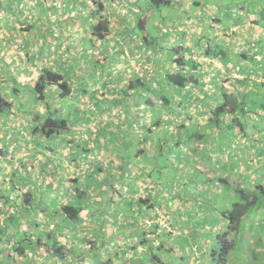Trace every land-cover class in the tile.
<instances>
[{"label":"crops","instance_id":"crops-1","mask_svg":"<svg viewBox=\"0 0 264 264\" xmlns=\"http://www.w3.org/2000/svg\"><path fill=\"white\" fill-rule=\"evenodd\" d=\"M11 1L13 2L14 0ZM42 1L43 7L41 5L40 7L41 10H44L43 18L50 22L52 15L55 13L57 14L58 22L61 23L59 24L55 32H52V35H50V27H46V30H48L47 33H50L46 34L45 38L43 39V42L41 43L40 49L42 55L44 56L46 54L49 55L50 53H62L63 56L69 57L67 62H65V59H63L64 62L60 61L58 65H56V67L48 68L65 74L66 79L69 81L72 88H74L73 86H77L78 88H84L86 81L91 82L87 86V89L88 87H94L96 85H99V87H101L100 84H105L110 80V82H112V84L114 85L113 88L116 89L118 88L116 86V83L120 82L121 77L117 74L114 77V74L115 72L121 70L120 66H122L123 63L127 61L126 59H129V61L125 64H133L136 62L140 64L139 68L141 69V66L143 65L146 67L145 63H148L149 59L152 58L153 63L156 62V64L158 65L157 67H160L161 64H158L159 61H156L157 57L155 55L157 51L160 53L163 50L162 46H165V44L166 46L185 45L189 49L184 51V55L187 58H191L197 61V69H190V73L196 75L198 81L189 83L188 85L190 86H186V88L184 89L186 90V93L183 95V97L178 98L179 96H176V99L174 100V102L176 103L174 105L176 113L179 112L176 110V107H178L177 103H182V106L178 108H182L184 103H186L187 105V110L184 112L186 116L183 120L186 123L187 127H185V131L184 129L178 131V124L175 123L176 130L173 131V133H170L171 146L169 151L170 155H168L170 156V158L169 161L163 163L164 166H161L162 161L160 159H154L153 161L150 159V155L155 156L158 152L159 144L157 143V140L161 132L158 133L157 131H138L139 141L137 143L139 147L137 149V152H135L138 153L136 162L128 161L123 154V159H121L120 152L122 150L124 151L125 149H127L126 143L128 142L126 141L125 135L129 132V122L127 123L125 131H122V147L118 148L115 147L114 143H112L113 145L110 144L109 146H107V142L109 141L106 142V140L103 138H101L100 140L98 131H92V128L90 127H88L89 129H85L86 131H80L78 126L72 127L74 123L70 122L68 118L67 119L69 120L70 129L68 131L65 130L64 132L54 134L51 137H43L38 134H35L33 132V129L31 128L32 126L30 125V123L26 122L23 119L24 122L21 123L18 129L23 126L25 128L21 131H10L11 133H13V136L10 138L11 141H5L6 138H4L2 134H6L8 131H1L2 128H5L1 120L11 118V114L7 116L3 115L4 117L0 116V141L3 140L0 145V155H2L3 158L0 161V200L3 202V204L1 202L2 207L0 206V213L4 217L0 220V247H3L4 249H9L11 245L8 241V238H11V241H14L16 237L15 233H17V231L27 233L30 232V229L33 228L32 226L34 224L30 219L32 216H38V222L36 223L37 227H40L41 224L46 221L45 217H47L51 218L52 221L55 220L56 222V229L53 230V232H63L62 235H64V230L69 229L68 227H64V223L66 220H64L63 213L59 210V205L52 206L54 205L52 204L48 208V205L46 202H44L42 196L41 199L43 200V208H40L42 211L38 210V212L36 213H33V211H29L28 209L21 208H19L20 212L19 210L17 211L13 208L14 213H12L11 211L13 210L10 209L12 206H9L8 204L4 205L5 197L2 198V196L8 195L10 200L13 201L18 199L21 191H24L22 193H25V191L27 192L29 189H33V187L31 186H33L34 183L37 184L36 176L40 178L41 184L47 183V185L43 187L44 189L42 188V190H39V193L41 191L42 193H44V197L50 196V198H55L56 200V197H58L59 195V188L53 186V190H50L51 185L53 184L52 182H54V178L58 177L57 182L59 183L65 181L66 178H71L72 180L74 178H77L78 184H81L83 181L85 183V189H87L88 203H90L89 201H105L104 199H107L111 195L110 192L114 188V182H124L123 187L126 186L127 188L133 189L134 193L137 192L138 194H140L139 196L145 198L147 196H151L149 202L153 203L154 206L150 209V213L146 215L149 216L153 213L152 215H154V217H157L160 214L158 207L165 206L164 203H158L160 201L159 196L162 194L160 192V188H163L161 187L163 183L165 185V188H168L170 190V193H172L171 197H173L174 199L176 198L174 196L175 194L180 195L181 193L184 194L187 199V190H189V197L191 200H194V194L192 193V191H198L208 194L209 198L213 194H216L215 192H217L218 194L224 193L223 190L225 183L220 182V178L225 177L226 174L220 171V167L222 164L225 163L230 166L229 181H231L230 177H233L234 180H236V184L238 186L240 185V187L231 185V187L229 188L230 191H233V189L235 188L244 189V187H241L244 183L250 184V186H255L259 183H264V177L261 180L257 181H254L250 178L251 176L257 177V175L261 177L260 169L264 166V108L257 107L256 110H254L255 112L249 115V119L247 118L248 120L246 121V129L244 131L235 130L232 133L230 132L229 134V132L227 133V131H221L217 126H209L210 119L212 117V110L224 101L222 87L230 88L236 92L241 91L244 94L256 92L257 95L264 96V86H257L260 83H264V26L255 23L263 31V33H258V35H260V38L257 40V42L249 40V36L251 34L254 37V34L249 33V30L256 31L255 27L253 28V26L247 30L243 41L237 39L240 42H237L235 44H231L230 41L226 43V39L221 42H214L215 40L213 39V43L225 44L229 46L234 51V53H246L250 56H254L255 58H260V60L262 59L261 63L259 64V67L257 66L256 59L254 63L251 64L249 60H240L238 66L228 70L222 64L220 58H215L206 53L204 47L208 43L206 45L203 44L205 40L204 37L193 35L190 39V37H187L186 31L181 30L179 27L176 26L174 28L170 27L169 34L161 33L157 25L163 24L164 28H166V26L168 27L169 25L174 26L176 21L173 24H171V22L174 19L181 17V14L176 15V17H173V19V15L170 14L169 16H164V18H168L167 20L159 21V18H155L153 16V11L149 6L150 0H144L142 3L141 0H88V2L86 0H60L61 2H68L69 4L68 6H66V8L70 9V14L68 15V13H66L67 15H64L65 19L63 18L62 13H59L61 5L58 6V4H49L50 0ZM58 1L59 0H55V3H57ZM182 3L183 5H181ZM204 4L205 1L201 3L200 0H173L171 3L172 6L177 8V11L178 8L183 9L184 7L187 13L188 10L194 12L195 7L200 8L201 10L202 5ZM82 10H84L85 12L82 13ZM195 16L197 19L204 20L203 17H199V13L195 14ZM4 19L5 20L2 21L0 20L1 26H5L7 18ZM144 19H147L145 23L152 22L153 27L156 28L155 34L158 38V43L156 46H148L145 42H143V40L136 33V31L133 30L137 26L139 21H142ZM219 19L220 18H218V20ZM101 20H107L109 22V31L107 33L108 35L104 39H98L97 36L93 34L92 30L93 24H96ZM237 20L236 18L231 19V16L228 15V18L224 19L221 23H230L233 26V32H235L238 31L239 24L236 25L238 23L236 22ZM73 21L75 23L77 22V24L72 28L67 27V23L72 25L74 24ZM48 22L42 21L43 24ZM79 28L84 29L83 31L79 32L80 34L82 33L80 39L82 40L83 47L78 48V50L81 51L77 55L76 59H73V61L79 62L82 66L73 69L71 72V70H69V67L65 68L64 64H67L71 60L70 47L72 45L73 39H71L68 44H64L63 47L61 42L62 38L60 34L64 32L65 35H71V29L78 30ZM0 36H2L1 33ZM203 36H206L208 38L207 41L211 42L212 39L208 37L206 33H203ZM230 37L234 38L236 36L233 33V36L231 35ZM188 39L192 41H189ZM51 42H53L54 44L52 46H49ZM243 42H246L245 44L247 45V48L241 46ZM87 44L90 45L89 48H85V45ZM91 48L93 49V51L94 49L98 48L99 51L101 50V53H108L112 55L111 57H113V59L111 62H113L114 64L118 63L117 66H119V69L113 70L114 72L111 75H107L106 77H104L105 80L102 77H99L98 74H103V70L100 69V71L102 72L99 73L97 69L98 66H93V64H98L99 59L90 58L88 49ZM243 48L244 51H242ZM118 56H121L122 59L117 60ZM134 58L136 60H134ZM88 62L91 63V66L93 67L92 71L88 70ZM25 63H28V61H26ZM45 67L47 66H44L43 63V66L40 70ZM25 68H27L28 73V69H30V71L34 73V79L26 78L22 81V83L27 84L29 88H32L41 72H39L38 69L31 68L29 66H25ZM186 68L188 69V66H186ZM259 68L260 70L258 71ZM82 69L88 70L89 77L86 78L83 75L81 71ZM152 70L153 72L155 71L154 67ZM201 72H203V74H201ZM254 73L256 75H254ZM118 74L120 73L118 72ZM224 76L230 77V79L226 80ZM238 79L241 80L244 84L239 83ZM14 80L15 79L12 78V83H10L11 87L17 88L18 86H23L18 80L17 82H14ZM122 80L129 81L130 79H128V77H124L122 78ZM121 86H123V88L126 87L125 84ZM54 88V86H49L46 89V98L52 101L51 103L53 104V107L57 109L59 115H63L62 113L64 111L62 112L60 110L62 106L59 107L58 105L57 107H55V101H57L59 104H65L64 101L68 100V96L61 98L59 92H56L57 90ZM11 91L12 90L6 87L3 88L4 94L6 96H9L11 101H18L17 99H15V96L11 94ZM75 93L76 91L73 89L72 94L74 95ZM122 98L120 96V99ZM91 99L92 97L89 99V101ZM115 99V97H111L110 99L106 98L104 100L108 102L114 101ZM125 103L127 104V101H125L124 104ZM94 104H98V102L95 101ZM134 107H125V111L127 112V114L124 113L126 114L125 121L130 120V118L128 117L130 115L131 117H134L135 115L137 117L140 116V114L138 112L136 113L135 110L137 109L141 111L143 109L140 108L139 105H136L135 108ZM13 110L15 111L14 108ZM17 114L18 113H16V116ZM199 116H205L206 119L203 123L197 121V118ZM15 119L18 118L16 117ZM184 122L181 125H183ZM171 123L173 122L171 121ZM198 124H200V126ZM204 124H206L205 128H207V131L201 129ZM195 126H197L198 128ZM192 127L193 130H198L197 132H199L203 137H189V131L187 130L191 129ZM178 132L184 135L186 143H181L180 145H178ZM190 132L195 133L193 131ZM231 134L233 135L229 136V139L227 141H231L233 143L230 147L227 145V142H222L221 139ZM221 147L223 149H220ZM225 147L229 149V153L221 152V150H226ZM259 147H261V149ZM112 151H117L114 153L119 152V160H121V162L117 163L114 158L109 160V162H111L112 164L110 165L109 169L105 167V173H107V176L102 178L99 175V173H101V170H99V164L101 163L97 161V158H99V154L97 153H108ZM230 151L232 154H230ZM8 155H12L13 158H9ZM78 157L80 159H78ZM90 157L91 159L95 158V160L87 161L86 158ZM68 159L73 164H79L80 160H83V163L87 165L85 167H81L79 171L75 169H72V171H70L68 167L70 162H67ZM259 161H263V165L259 164ZM234 162L237 163L234 164ZM255 166L256 169L253 170L252 167L254 168ZM157 168L163 170V174L161 173L162 178L158 179V181L155 180L159 176V174H157ZM132 169L134 171H132ZM212 169H215V172ZM190 171H192V174L189 176L188 173ZM73 173L74 175L72 176ZM166 174H173V181L168 178V181L165 182L167 176ZM238 177L239 179L237 180ZM50 181L52 182L50 183ZM97 185L99 186L98 188ZM19 187L21 188V190L18 189ZM92 188L94 191L91 192ZM5 189L9 190H7V192H4ZM129 190L127 192H129ZM124 197V199H120L123 204L121 209L123 212L125 211V205L129 203L128 201L135 199L133 198L134 194L132 195V197L126 195ZM90 205L92 207V203ZM52 208L54 210H52ZM141 208L140 206L136 208L134 207V209H138L139 211H142ZM87 211H89V209H87ZM101 211H103V209H95L92 211L91 208L89 214L90 217H92V222L97 223L99 225V227L96 228L98 232H104L108 229V227H106V225H108V215H105V218L103 220L97 218V216H101L102 214H104ZM10 214L16 215L17 223L15 221L8 220ZM126 214L128 215V213ZM82 216L84 217L83 213ZM154 221L157 224V218ZM148 222L150 221L148 220ZM224 225L227 226V223L224 222ZM224 225L222 223V226ZM61 227L64 229H61ZM221 227L217 229V231H222L220 230ZM2 228H4V230ZM26 228H28L29 231L23 230ZM3 231L10 233L9 237H3ZM39 232L44 234V231ZM4 242L7 243L6 246ZM57 244L58 243L56 242H52V244H50L49 242H47V240L43 242V240L38 237V240L31 244V247L26 248L25 254L22 255V258L28 261L33 258V256L37 257L38 259L42 257L43 259L44 257L40 255V253H38L37 251V246H46L47 248H53ZM116 245L117 243L114 246ZM59 246H61L60 248L63 247L62 244ZM142 246L145 245L140 244L138 247L141 248ZM210 246L211 245H205V248L202 250H199L200 246H194L193 252L191 254L192 260L188 263L195 262L196 264H200L201 262H203L209 264L210 259L209 257L204 256V252H208L207 250ZM142 250L144 249L142 248ZM14 253L15 252L9 251V258L14 257L12 255ZM63 253H65V251H63ZM54 254V252L50 253L49 255L47 254V258L54 256ZM183 254L184 252L182 251V254L180 256H182Z\"/></svg>","mask_w":264,"mask_h":264},{"label":"rangeland","instance_id":"rangeland-1","mask_svg":"<svg viewBox=\"0 0 264 264\" xmlns=\"http://www.w3.org/2000/svg\"><path fill=\"white\" fill-rule=\"evenodd\" d=\"M88 2V0H86ZM144 0H141V3ZM205 1V4L202 5V9L196 8L194 9V12L191 10H188V13L185 11L184 7L183 9L170 6V7H164L165 8V15L169 16L172 14L173 17H176V15L181 14V17H178L177 19H174L171 24H173L175 21V25L164 28V25H157L159 31L163 34H169L170 33V27L174 28L179 27L181 30H184L187 32V37H191L194 35L202 36L205 38L203 44L211 43L213 45H216L214 42H221L226 39V43L230 41L231 44H235L238 41L237 39L243 41L245 38V35L247 33V30L250 29L252 26L255 27L256 31L249 30V33H253V35L249 34L250 41L257 42V40L260 38V35H258L259 32L263 31L260 29L258 25L255 24L254 21L258 20L260 21L257 24H260L261 26H264V21L260 17V11H264V0H200L201 3ZM47 3V2H46ZM4 4V5H2ZM49 4H58L61 8L59 9V13H62L63 18L65 19L64 15L70 14V9L66 8L68 6V2H61L60 0L55 3V0H50ZM89 4V3H88ZM0 20H5L6 23L4 25H0V33L2 36H0V73L3 72L4 76L2 80L1 90L3 91V88H8L13 91L14 87L10 86V83H12V78H16L21 85L18 86L16 89H18V98L22 101V109L12 110L11 118L1 120L2 124L5 126V128H2L1 131H8L6 134H2L4 138H6L5 141L10 140L13 136V133L10 131H21L25 127H20L21 123L24 122V120L28 123H30L31 118L28 117L27 111L28 110H41L43 109L42 103H34V100L31 101V99L34 98V95L29 94L28 89H30L27 84L22 83V81L26 78H33L34 79V73L29 70V73L27 71V68L25 66H29L31 68L38 69L39 72H41V67L47 66V67H56L60 61L64 62L63 59H65V62L69 59L68 56H63L62 53L55 54L50 53L49 55H42L41 52V43L43 42V39L45 38L46 34L52 35V32H55L57 27L59 26L57 14H53L50 22H48L46 19H44V10H41L40 5L43 7V1L42 0H14L13 2L11 0H0ZM183 5V3L181 4ZM214 5V6H209ZM216 5V6H215ZM80 6V5H79ZM257 10V11H255ZM259 11V12H258ZM85 11L82 10V13ZM178 12V13H177ZM177 13V14H176ZM199 13V17H203L204 20L197 19L195 14ZM228 13V14H227ZM264 14V13H263ZM201 15V16H200ZM228 15L231 16V19L236 18L241 19L237 20L238 22L236 25H238V31L233 32V26L230 23H221L224 19L228 18ZM158 20L163 21L167 20L168 18L160 17L158 14ZM188 16V17H187ZM218 18H220L218 20ZM42 21L48 22V23H42ZM74 22V21H73ZM12 24V25H11ZM77 24V22L72 25L67 23V27H74ZM50 27L51 31L49 33L48 30H46V27ZM229 26V27H226ZM153 26H150L152 28ZM153 29V28H152ZM246 29V30H245ZM72 30V36L71 35H65L64 32L60 34L62 40V46L64 47V44H68L71 39L72 45L70 47L71 51V60L64 64L65 68L69 67V70L76 69L81 67L82 65L79 62L73 61V59H76L77 55L81 50H78V48H82V40L80 39L81 34L80 31H83V28H79L78 30ZM159 32V33H160ZM203 33H206L208 37H210L212 40L207 41L208 38L206 36H203ZM233 33L236 37H230L233 36ZM69 34V33H68ZM71 36V37H70ZM67 37V38H66ZM22 38V39H21ZM188 39L189 41H192ZM191 43V42H189ZM246 42H243L241 44L242 47L247 48ZM54 43L51 42L49 46H52ZM218 44V43H217ZM166 46V44H165ZM90 45H85V48H89ZM244 48L242 51H244ZM250 49V47H249ZM248 50V49H247ZM52 51V50H51ZM88 53L90 54V58L92 59H99L98 64H93V66H98V72L101 73L103 70V74H98L99 77H106L107 75H111L114 71L118 70L119 66H117L118 63L111 62L113 57L112 55L108 53H101V50L99 51L97 49H88ZM60 55V56H59ZM249 55V54H246ZM157 59H160L162 63L160 62L161 66L157 67L158 65L153 63V59L150 58L148 63L145 66H141V69L139 68V63H133V64H125L129 61V59H126L127 61L123 63L122 66H120L119 71L115 72L114 77L119 75L120 82L116 83V86L118 88H113L112 82L110 80L106 82L105 84L96 85L94 87H88L87 86L91 83L90 81L85 82V87L78 88L77 86H73L72 90L74 89L76 93L71 96H68V100L64 101L65 104H59L57 101H55V107L59 105L61 107V111L63 112V115H66V117L70 120V122H73V126H78L80 131H86L85 129H89L88 127L92 128V131L97 132L99 135V139L101 138L105 139L107 142V146L110 144L113 145L114 143L115 147L121 148V142H122V131H125L127 123H130L129 132L126 134V141L127 149L124 151L122 150L121 153V159L122 154L126 157L127 160L130 162H136L137 158L133 157L134 152H137V149L139 147L138 141V131H149L147 127H150L151 131H157L160 133L159 138L157 140V143L159 144L162 142V146H160L161 149L165 150L168 146L164 145L166 141L170 142V133H173L176 129L177 123V129L180 131V129H184L187 127L186 123L183 121L185 118L184 112L187 110V105L184 103L185 108H178L181 107L182 103H177L178 107H176L177 111L171 113L170 108H165L159 113H155V111L149 110L150 106H147L146 104L139 102L138 104L131 103L129 107L133 108L136 105H139L140 108L143 110H135V112L139 113L140 116L137 117L136 115L133 117L128 116L130 120L125 121L127 112L125 111V107L127 106L126 103L124 104V100H119L120 96H122L125 101H127V98L132 99L131 96L125 95L123 86L129 83L130 80L135 79H142L147 82V85L152 88H157V90H161L162 93L168 94L171 96V92H173V89L166 84V81L160 76V73L163 68H166L167 70H174V62L173 60H169L168 56L167 60L164 58V53L161 51L160 53L157 51L156 55ZM117 60L122 59L121 56L117 57ZM257 61V66L259 67L261 60L260 58H255ZM264 59V58H263ZM32 60V61H31ZM134 60H136L134 58ZM28 61V63H25ZM89 63V62H88ZM173 66H170L172 65ZM254 65V64H253ZM264 65V62H263ZM153 67L155 71L153 72ZM145 68V70H144ZM162 68V69H161ZM43 69V68H42ZM93 67L91 66V63L88 64V70L92 71ZM147 69V70H146ZM150 69V71H149ZM32 70V69H31ZM88 70H81L83 75L87 78ZM260 68L258 69V71ZM33 71V70H32ZM118 72L120 74H118ZM253 73V72H252ZM260 73V72H259ZM203 74V72H201ZM200 74V75H201ZM247 74V73H245ZM7 75V76H5ZM243 75V74H242ZM254 75H256L254 73ZM259 76V75H258ZM113 77V76H111ZM128 77V80H122V78ZM239 77V76H238ZM1 78V77H0ZM224 78L230 79V77L224 76ZM38 79V78H37ZM105 80V79H104ZM76 81V80H74ZM73 81V82H74ZM116 81V80H115ZM190 86V85H188ZM187 86V87H188ZM129 93L135 92L134 89H127ZM11 91V94H12ZM87 93H86V92ZM171 91V92H170ZM175 92V90H174ZM4 93V92H3ZM186 93V90H183L181 92L177 91L175 92V96H182ZM135 95V94H134ZM133 95V96H134ZM6 96V95H5ZM9 97V96H6ZM92 97V99L89 101V99ZM111 97H115L116 99L114 101H108L106 102L104 99H110ZM149 97H152L154 102H157L155 99V95L151 93ZM183 97V96H182ZM186 98V97H184ZM10 99V98H9ZM50 103L52 102L50 99H47ZM261 101H264V96L261 97ZM97 101L98 104H94V102ZM133 101V100H131ZM130 101V102H131ZM174 102V101H173ZM16 104H20L19 101L15 100ZM58 107V108H59ZM134 107V108H135ZM155 108V107H154ZM153 109V108H151ZM154 110V109H153ZM175 110V109H174ZM132 111V110H131ZM201 112V111H200ZM16 113L17 116H16ZM119 113V114H118ZM126 113V114H124ZM118 114V115H117ZM15 116V117H14ZM18 119H15V118ZM24 119V120H23ZM160 120L161 125L156 126L152 124V121ZM205 116H199L197 118V121L200 123H203L205 121ZM166 120V121H165ZM167 120L170 122V124H167ZM15 121V124H14ZM171 121L173 123H171ZM184 122L186 126L181 127V124ZM14 124V127H13ZM145 124V126H144ZM172 125V127H171ZM200 126V124H198ZM206 124H204L201 129L206 130L205 128ZM197 127V126H195ZM180 128V129H179ZM198 128V127H197ZM193 130V127L191 128ZM195 133H197L196 129H194ZM88 131V130H87ZM133 131V132H131ZM1 136V139H2ZM178 141L181 139L182 134L178 132ZM195 136V135H194ZM197 137V136H196ZM162 139L161 141H159ZM184 140V139H183ZM3 142V140L0 141V145ZM36 142V141H35ZM119 143V144H117ZM88 144V143H87ZM227 148V147H226ZM261 149V147H259ZM117 152V151H114ZM108 152V153H97L99 154V158H97V161L101 163L102 170L101 173H99L100 177L107 176V173H105V167L107 169L110 168V165L112 164L109 162L111 159H115L117 163L121 162L119 152L114 153ZM170 155V153L168 154ZM9 158H13L12 155H8ZM111 157V158H110ZM227 157V156H226ZM170 156H167V159H163L162 165L164 166V162L169 161ZM2 155H0V161L2 160ZM78 159H80L78 157ZM87 161H94L95 158L91 159L86 158ZM27 161V159H26ZM76 161V160H75ZM114 161V162H115ZM67 162H70L68 159ZM83 160H80L79 164H73L70 162L68 165L69 170L72 171V169H75L79 171L81 167H85L87 164L83 163ZM237 162H234L236 164ZM257 164V163H256ZM259 164L263 165V161H259ZM157 168L156 170H158ZM252 169H256V166ZM160 170V169H159ZM132 171H134L132 169ZM261 177L257 175V177H250L254 181L261 180L264 177V166L260 169ZM192 174V171L188 173L190 176ZM74 173L72 174V176ZM166 178L168 177L173 181L174 176L173 174H166ZM57 178H54V182L51 185V191L53 190V186L59 188L58 189V197L57 198V205H61V203H67L68 201H72L74 198L75 193V186L76 183L71 178H66L65 181L57 182ZM233 181L232 186H238L236 184V180H234L233 177H230ZM36 182L37 184H33L34 192L36 193V196H39V192L37 189L42 190L47 183L41 184L40 178L36 176ZM158 181V178L155 179ZM168 179H165V182H167ZM264 182V181H263ZM124 182L116 181L114 182L113 186L114 188L110 192V197L107 199H104L105 201L95 202L90 201L89 204H86L84 207V211L82 212L84 215V221L79 222L74 229H66L64 230V235H62L63 232H57L52 233L53 230L56 229V222L55 220L52 221L51 218H46V221L41 224L40 227L36 226V223L38 222L37 218L38 216H32L30 219L32 220L33 228L30 229V232H28L29 235H32V237L35 240H38V237H40L43 242H45L48 237V233L57 236L59 239V242L56 246L53 248H47L39 247L37 246V251L42 255L44 260L41 258H37L33 256L29 261L22 258V255H19L18 253L12 254L14 257L9 258L8 252L11 251L9 249H4L3 247H0V264H84L89 263L90 259L93 258L92 250L93 247H97V243L101 244L102 242H105L106 247L102 249L99 254L102 256V260L110 258L112 260V264H122L128 262V264H152L147 257H145L143 254L144 252H149L150 248L145 245L140 247H136L137 249H132L133 242L137 241L139 242V239H136L135 236H131L133 234H136V231H140L141 227L146 228V231L144 232L146 234V237L150 239V241H153L155 243H158L160 239L158 238V234L165 233L169 234V236H165V239L163 240V243L165 245H170V242H174L176 245V248H173L172 246L169 247L170 249H173V254H162L160 253V257L162 258V261L164 263L168 264H186L187 262H190L192 260V257H186V262L179 259L180 255L182 254V251L185 253H192V249L194 246H200L199 250H202L205 248V245H211V249L213 247L219 248L218 245H216L214 237H216L217 229H219L222 226V223L224 225V222H226L228 225H230V220L228 218V214L226 213L227 210L231 209V205L240 200V197H237V195L230 190H227L224 194H214L210 198H207L204 196L203 192L198 191H192L193 194H195L194 200H191L189 197V190H187V199L184 196V194L180 195H174L176 198L174 199L171 197L172 193H170V190L168 188H165V185H161L160 192L162 193L159 198L160 201L159 204H165V206L158 207L160 214L157 217H154V215L147 216L146 214L142 215L143 218H140L137 221V218L134 216L132 217L131 214L127 215L125 211L123 212L122 209V202L120 199H124L126 196H131L134 194L133 198L138 197L140 194L137 192H133V189L127 188L126 186L123 187ZM158 184V183H156ZM37 185V187H36ZM79 187L85 188V183L82 181L81 184H78ZM261 185L264 186V183ZM99 186L97 185V188ZM241 187H244L245 191H252V194H254L256 191L254 190V187H251L250 184L244 183ZM188 188H189V178H188ZM21 190V188H18ZM44 189V188H43ZM130 189V190H129ZM33 190V189H29ZM36 190V191H35ZM129 190V192H127ZM94 191L93 188L91 189V192ZM181 191V189H180ZM24 192V191H21ZM26 192V191H25ZM41 192V191H40ZM15 198V197H14ZM13 198V199H14ZM147 198H151V196H147ZM21 200L20 194L18 197V200ZM19 200V201H20ZM45 202L49 206H51L54 202L50 198L44 199ZM208 200L211 202V204H208ZM109 201V202H108ZM1 200H0V206H1ZM94 202V203H93ZM157 202V201H156ZM202 202H205L202 203ZM92 203V207L91 204ZM3 204V202H2ZM54 206V205H52ZM136 206V205H135ZM2 207V206H1ZM15 207H11V211L14 213ZM20 208V207H19ZM93 210H99L103 209L104 214L101 216H97L100 220H103L105 218V215H108V227L107 230L104 232H98L96 230L99 225L97 223L92 222V217H90V209ZM51 209V208H50ZM89 209V211H87ZM52 210H54L52 208ZM225 211V213H224ZM138 214V213H137ZM140 214V213H139ZM226 214V216H225ZM153 216V218H152ZM3 215L0 213V220L3 219ZM152 218V219H151ZM158 220L157 224L154 220ZM61 219V218H59ZM154 219V220H153ZM23 220V219H22ZM50 220V221H49ZM148 220L150 222H148ZM137 221V222H136ZM154 221V222H152ZM146 225V227L144 226ZM128 226V227H127ZM123 228L126 230L122 232ZM4 230V228H2ZM42 229V230H41ZM28 230V228L23 229ZM222 231L227 230V226L224 225L221 227ZM39 231H44V233H47V236ZM171 232V233H170ZM220 232V231H219ZM141 233V232H140ZM148 233V235H147ZM3 237H9L10 233L2 232ZM137 235V234H136ZM14 237V236H13ZM230 240L234 239L235 244L233 246V249L230 252L229 255V262L228 264H264V194L257 193L256 194V201L252 206L250 207V210L248 211L247 215L244 217L242 221L241 228L238 232H232L228 231V236ZM37 238V239H36ZM55 239V238H53ZM171 239V240H170ZM29 242H26L28 244ZM57 243V242H56ZM117 243L116 246H114ZM214 243V244H212ZM6 246V242H4ZM20 244L25 245L24 242H21ZM63 245L62 248L59 247V245ZM125 244H130L129 247H127L128 255H124L123 252H121ZM222 244V243H221ZM1 245V244H0ZM214 245V246H213ZM26 246V245H25ZM40 248V249H39ZM92 248V249H90ZM142 248L144 250H142ZM65 251V253H63ZM85 251V252H84ZM198 251V250H197ZM15 252V251H12ZM54 252V256L48 257L50 253ZM82 252V253H81ZM115 253H118V255H115ZM16 254V255H15ZM98 255V254H97ZM137 255V256H136ZM119 256V257H115ZM121 256H125L122 258ZM136 256V257H135ZM135 257V258H132ZM98 258V257H96ZM101 259V257H100ZM131 259V260H130ZM197 259V258H195ZM40 261V262H39ZM102 262H99V264ZM157 264H161L158 263ZM190 264H196L195 262ZM200 264H207L201 262Z\"/></svg>","mask_w":264,"mask_h":264},{"label":"trees","instance_id":"trees-1","mask_svg":"<svg viewBox=\"0 0 264 264\" xmlns=\"http://www.w3.org/2000/svg\"><path fill=\"white\" fill-rule=\"evenodd\" d=\"M172 1L173 0H150L149 6L151 7L153 11L152 12L154 14L153 16L155 18H158L159 17L158 14H159L160 17H164L165 15L164 7H170ZM259 13H260L261 19L264 21V14H263L264 11L262 10ZM145 21H147V19H144L142 21L140 20L137 26L133 30L136 31V33L141 37L143 42H145L148 46H151V47L156 46L158 43V38H157V35L155 34L156 28L155 27H152L153 29L150 28V26H153V23L152 22L145 23ZM254 22L257 24L260 21L257 20ZM92 30H93V34L97 36L98 39H104L108 35L107 33L109 31V22L107 20L105 21L101 20L97 22L96 24H93ZM162 48H163L162 51L165 55L164 58L168 56V59L173 60L174 62V70H171L172 68L170 70H167L166 68H163V69L161 68L162 71L160 73V76L166 81V84L169 85L173 89V92L170 91L171 96H169L168 94L162 93L160 89L157 90V88L155 89V88L150 87V85L148 86L146 81L138 78L135 80H130L129 83L126 84V87L124 89V92L126 93L125 95L132 97V99H129L130 97L127 98V104H126L127 106H130L131 103L133 102L134 104H138L139 102H142L146 104L147 106H150L149 110L155 111V113H159L165 108H170L172 110L171 113H175L176 111L174 110V105L176 103L173 102L176 99L175 92L177 91L181 92L186 88V86H188L189 83L198 81L197 76L190 73V69L192 68H194L195 70L197 69L198 63L197 61L191 58L185 57L184 51L188 49L185 45L183 46H177V45L164 46L163 45ZM204 48L208 55H211L215 58H220L222 64L228 70L238 66L240 60H244V61L249 60L250 64L254 63L255 61L254 56L246 55V53H241V54L234 53V51L229 46L222 44V43H219L216 45L208 43ZM165 60H167V58H165ZM156 61L157 62L159 61L158 64H160V62L162 63L160 59H157ZM170 66H173V64ZM186 66H188V69L186 68ZM2 75H4L3 72L0 73V77H1L0 78V116L4 117L3 115H6V116L9 115L12 112L13 108L15 110L22 109L21 107L22 101L18 98V94H17L18 89L16 88L13 89L12 94L15 96V99H17L20 102L19 105L16 104L14 101H11L9 97L5 96V94L1 90L2 80L5 82ZM14 79H15L14 82H17V79L16 78ZM238 81L239 83L244 84L241 80L238 79ZM49 86L50 87L54 86L55 87L54 89L57 90L55 91L59 92L61 98L70 96L72 95V92H73L72 87L69 81L66 79L65 74L55 71L53 69H50L48 67H45L41 70V73L39 74L38 79L35 81L34 86L28 89L29 94H32V96L34 95V98L31 99V101L34 100V103L38 102V103L43 104V109L41 110L39 109V110H28L27 111L28 117L31 118L30 125L32 126L31 128L33 129V132L43 137H51L54 134H58L59 132H64L65 130L68 131L70 129L69 120L67 119V117L64 115H59L57 109L53 107V104L49 103L46 100V97H47L46 89ZM257 86L262 87L264 86V83H260ZM127 89H134L135 92L131 94L128 92ZM222 91H223L224 101L220 105H217L212 110V117L210 119L209 126L210 125H214V127L217 126L221 131H227V133L229 132V134L230 132L232 133L235 130L244 131L246 129V121L249 119V115L251 113H254L255 112L254 110H256L257 107L264 108V101H260L262 96L257 95L256 92L254 93L251 92L250 94H244L241 91L236 92L230 88H225V87H222ZM151 93L155 95V99L157 102H154L152 97H149ZM182 96L179 95L178 98ZM122 99L119 98V100H122ZM123 100L125 102V99ZM151 108H153L154 110ZM166 123L170 124L168 120ZM152 124L156 126H160L162 123L158 119V120L152 121ZM183 126H185V124L181 125L182 128H184ZM148 130L151 131L152 129L148 127ZM185 130L186 129L184 128V131ZM187 131H189V137L194 136V135L197 136V138L203 137L199 132L197 133L190 132V131H194L192 129H188ZM232 135L233 134L223 137L221 141L227 142L229 139V136H232ZM183 139H184V135L181 136V139L178 141V145H180L181 143L183 144L186 143L185 139L184 140ZM161 140L162 139H160L159 141ZM162 144H163L162 142L159 143L158 152L156 153L155 156L150 155V159L152 161L154 159H160V160H163L164 158L167 159V156L170 153L169 151H170L171 141L170 142L166 141V143H164V145L168 144L165 150L160 148ZM232 144L233 143L231 141L227 142V145L230 147L232 146ZM220 149H223V148L221 147ZM225 149H226L225 151L221 150V152L229 153V149L226 147ZM230 154H232L231 151H230ZM137 156H138V153L134 152L133 157L137 158ZM125 158H127V156ZM99 170H102L101 164H99ZM212 170L215 172V169H212ZM220 171L226 174L225 177L220 178V182L225 183L224 190H223L225 193L231 187L230 183L233 184L232 180L229 181L230 166H228L227 163L222 164L220 167ZM161 173L163 174V170L158 169V173H157L159 174V176L157 177L158 179L162 178ZM166 179H168V177ZM238 179L239 177L237 178V180ZM77 180H78L77 178L73 179V181L76 183V186H75L76 189L73 195L74 199L72 201H68L67 203H62L59 208V210L63 213L64 220H66L64 223V227L65 228L68 227L71 230L74 229V227L79 222L83 221L82 212L85 209L84 207L86 206V204H89L88 199H87V189L79 187ZM238 187H240V185ZM251 187L255 188L254 190L256 192L254 194H252L253 190L245 191V189H238V188L233 189L237 197H240V200L234 202L231 205V209L227 210L226 212L230 220V225L227 224V230L229 232L230 231L238 232L240 230L244 217L247 215L252 204H254L256 201V194L257 193L264 194V186L261 185V183L255 186H251ZM9 189H5L4 192H7V190ZM36 190H38L39 192L38 188ZM215 193L217 195H220L217 192ZM20 195H21L20 201L18 199L14 201L10 200L8 195L2 196V198L5 197L4 205L8 204L9 206H13L15 207L17 211L19 210V207H20L21 209H28L29 211H33V213H36L38 212V210H41L40 208H43L42 207L43 200L41 199V196L43 197V199L50 198V196L44 197V193L42 192L39 193V196H36V193L34 192V188L33 190H28L25 193L20 192ZM204 196L209 198L208 194L204 193ZM194 198H195V194H194L193 199ZM50 199L53 200L54 206H57V200L55 198L54 199L50 198ZM150 199L151 198H147V197L145 198L142 196H138L135 199L130 200L131 202L128 201L129 203L125 205L124 210L129 215L131 214L132 217L135 216L138 221L140 218H143L142 215L150 213V209L153 208L154 205L153 203L149 202ZM202 203L205 204V202H202ZM208 204L209 205L211 204L209 200H208ZM139 206L140 208L143 207L141 208L142 211H139L138 209L137 210L134 209V207L136 208ZM8 220L9 221L12 220L17 223V217L15 214H10L8 217ZM144 226L146 227V225ZM61 229H64V228L61 227ZM125 230L126 229L123 228L122 232H124ZM145 231H146V228L141 227L140 231L135 232L137 235L136 234L131 235V236H135L136 239H139V242L137 241L133 242V245L131 246L132 249L133 250L137 249L136 247L139 246L140 244L147 245L150 248V251L144 252L141 255H144L145 257H147L152 264H157V262L161 264H168L162 261V258L160 257V253L162 252L161 255L162 254H167V255L173 254L175 251L172 252L173 249H170L169 247L172 246L173 248H176L177 244H175V241L170 242V245H165L163 243V240L165 239V236H169V234L168 233L160 234L159 232L158 238L160 239V241H158V243H155L153 241H150V239L146 237V234L144 233ZM228 231H220V232L217 231L216 237H214L213 239L217 240L215 244L218 245L219 248L213 247V249H211L210 251V247H211L210 246L209 249L207 250L208 252L206 253L204 252V256L209 257L210 259L209 264H228L230 252L233 249V246L235 244L234 239L230 240L227 237ZM44 234L47 236L46 232ZM15 236L16 237L14 241H11V238H8V241L10 242V245H11L9 250L15 251V253H18L19 255H24L26 248L31 247L32 246L31 244L36 242V240L32 237V235H29L27 232L17 231V233H15ZM47 239H48L47 242H49L50 244H52V242H57V243L59 242V239L57 238V236L54 237V235L49 234V233H48ZM21 242H24L26 246L20 244ZM26 242H29V243L26 244ZM129 245L130 244L128 245L125 244L123 247L121 246V248H119V249H122L121 252H123L124 255L127 253V247H129ZM105 247H106L105 242H102L101 244L97 243V247H93V250H92L94 259H90L89 263H84V264H99V262H102L100 264H112V260L110 258L104 261H101L102 256L99 254V252ZM192 252H193V249H192ZM128 254L129 253H127V255ZM191 254L184 252V254L180 256L179 259L186 262L187 261L186 257H191ZM115 255H118V253H115ZM115 257H119V256H115ZM121 257L124 258L125 256H121ZM135 257H132V258H135ZM122 264H128V262L122 263ZM186 264H190V263L187 262Z\"/></svg>","mask_w":264,"mask_h":264},{"label":"clouds","instance_id":"clouds-1","mask_svg":"<svg viewBox=\"0 0 264 264\" xmlns=\"http://www.w3.org/2000/svg\"><path fill=\"white\" fill-rule=\"evenodd\" d=\"M225 231V230H224ZM226 231H228V230H226Z\"/></svg>","mask_w":264,"mask_h":264}]
</instances>
